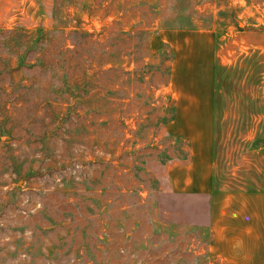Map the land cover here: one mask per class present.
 Returning a JSON list of instances; mask_svg holds the SVG:
<instances>
[{"label": "rangeland", "instance_id": "obj_1", "mask_svg": "<svg viewBox=\"0 0 264 264\" xmlns=\"http://www.w3.org/2000/svg\"><path fill=\"white\" fill-rule=\"evenodd\" d=\"M184 30L264 106V0H0V264H264V216L212 232L170 190Z\"/></svg>", "mask_w": 264, "mask_h": 264}, {"label": "crops", "instance_id": "obj_2", "mask_svg": "<svg viewBox=\"0 0 264 264\" xmlns=\"http://www.w3.org/2000/svg\"><path fill=\"white\" fill-rule=\"evenodd\" d=\"M198 35L175 34V70L166 88L173 119L167 128L187 145L184 161L168 165L166 177L175 194L207 197L210 230L216 232L220 225L245 223L248 215L264 216L263 91L220 87L225 76H198L195 68L208 67Z\"/></svg>", "mask_w": 264, "mask_h": 264}, {"label": "trees", "instance_id": "obj_3", "mask_svg": "<svg viewBox=\"0 0 264 264\" xmlns=\"http://www.w3.org/2000/svg\"><path fill=\"white\" fill-rule=\"evenodd\" d=\"M22 64H25L24 61H21ZM34 63V62H33ZM35 64V63H34ZM31 68H34V65L31 63V65H28Z\"/></svg>", "mask_w": 264, "mask_h": 264}]
</instances>
